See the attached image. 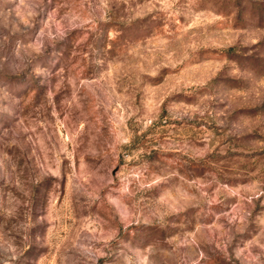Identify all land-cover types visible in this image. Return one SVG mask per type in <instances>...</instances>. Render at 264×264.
<instances>
[{
    "label": "rangeland",
    "instance_id": "1",
    "mask_svg": "<svg viewBox=\"0 0 264 264\" xmlns=\"http://www.w3.org/2000/svg\"><path fill=\"white\" fill-rule=\"evenodd\" d=\"M0 264H264V0H0Z\"/></svg>",
    "mask_w": 264,
    "mask_h": 264
}]
</instances>
